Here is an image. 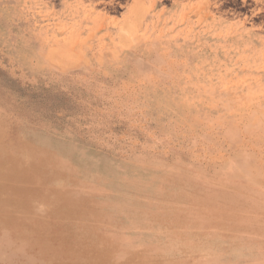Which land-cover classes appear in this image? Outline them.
<instances>
[{
    "label": "rangeland",
    "instance_id": "obj_1",
    "mask_svg": "<svg viewBox=\"0 0 264 264\" xmlns=\"http://www.w3.org/2000/svg\"><path fill=\"white\" fill-rule=\"evenodd\" d=\"M0 264H264V0H0Z\"/></svg>",
    "mask_w": 264,
    "mask_h": 264
}]
</instances>
